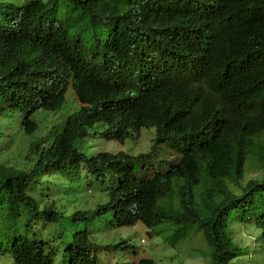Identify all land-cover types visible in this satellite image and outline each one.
Instances as JSON below:
<instances>
[{"label": "trees", "instance_id": "16d2710c", "mask_svg": "<svg viewBox=\"0 0 264 264\" xmlns=\"http://www.w3.org/2000/svg\"><path fill=\"white\" fill-rule=\"evenodd\" d=\"M32 1L25 0L22 5ZM92 1L37 0V5L41 6L37 11L30 5L22 7L14 2L18 8L0 2V100L4 110L22 111L21 127L26 134H31L36 125L29 119L30 114L37 109L58 111L64 103L68 78L83 105L67 117L51 141L40 140L31 145L26 159L34 158V162L29 170L20 172L2 165L6 180L0 177V183H6V190L11 195L4 198L0 192V245L9 240L5 227L11 231L13 217L20 205L34 200L30 192L44 184L43 177H62L67 172L78 176L84 169L115 186L135 168V158L124 153L101 152L88 156L80 151L89 135L88 129L93 125L91 120H108L118 138L124 135L127 122L135 124L132 132L153 127L155 134L149 151L153 152L168 146L165 139L172 133L189 142L202 141L203 134L216 122V117L208 114L237 112L240 107L236 103L246 97H258L256 111L264 108V0H184L187 8L174 0ZM19 11L23 13L22 19ZM13 13L17 22H13ZM63 17L75 26L74 30H70L72 25H67ZM221 22L225 24L222 28ZM182 26L183 37L174 43L176 36L169 38V33L174 35V28ZM84 37L86 46L77 42ZM142 39L151 41V44L149 50L142 47L140 57ZM131 40L133 44L126 42ZM184 42L196 52L184 53ZM223 51L239 57L236 68L227 69L229 60L226 55H220ZM213 58L215 64L198 78L213 90L209 87L201 93L189 90L172 96L178 103L205 99L204 103L188 110L169 104L165 96L169 93L151 75L163 67H175L177 71L187 73L194 70L192 62H197L196 68L200 62ZM144 59H150L149 63L145 64ZM180 62L184 64L180 65ZM146 67L149 68L144 69V73ZM172 78L179 81L176 75ZM134 93L139 96L136 98ZM98 95L105 97L102 100L105 110L88 113L89 103ZM118 109L124 112L123 117L116 115ZM233 115L235 120L230 124L219 121L205 143L224 133L227 138L232 132L254 136L257 127V136L245 144L247 152L239 153L238 158L244 162L250 157L259 163L263 172H257V176L247 179L245 184L244 178H236L234 187L245 191L252 189L248 201L240 206L237 218L241 222L256 224L264 237V205L258 207L264 202V196L257 197V187L264 192V122L248 123L236 113ZM101 136L107 141L114 140L108 132H102ZM240 148H244L241 140ZM194 153V149H189L188 157ZM183 169L171 176V188L157 194L154 193L156 188L168 185L169 178L155 179L147 183L148 188L142 185L145 183L126 179L112 195V201L124 208L118 219L126 226L140 221L151 229L150 236L162 234L165 238L170 232L178 233L181 227H195L203 233L211 248L209 264H231L243 249L221 236L230 230V225L222 221V217H217L215 206L220 208V205L213 204L208 198L200 201L177 198L176 191L192 180L191 171ZM227 192L230 194L236 190L229 186ZM226 211L224 208L221 214L226 215ZM228 212L234 214L232 208H228ZM16 243L20 245L16 250L19 264H48L53 260L54 250L49 240L36 248L33 241L23 236ZM76 248L83 249V246ZM35 256L39 259H34ZM68 257L64 248L62 258ZM91 261L88 254L79 264H90ZM142 264L152 262L144 260Z\"/></svg>", "mask_w": 264, "mask_h": 264}, {"label": "clouds", "instance_id": "9594fccd", "mask_svg": "<svg viewBox=\"0 0 264 264\" xmlns=\"http://www.w3.org/2000/svg\"><path fill=\"white\" fill-rule=\"evenodd\" d=\"M0 2L5 3L6 5H9L12 7L16 6L18 8H20L19 6L25 7L27 5H30L31 7L36 8L35 11H37L38 8L41 7V6L37 5V3H36L37 0H33L31 3L26 4V5H22V4L20 5L19 4V6L14 3V2L18 3V0H0ZM56 9H58V7H56L55 10ZM18 14H19L20 19H22V15H23L22 11H19ZM12 18H15L14 13H13ZM14 20L15 21H13V22H17L16 18ZM38 20L41 21V25H42V20L40 18ZM43 24H46V23L43 21ZM9 28H15V26L9 27ZM85 39L86 38L84 37L82 39L77 40V42H80L82 45L86 46L87 43L85 42ZM150 44H151V41H146L140 45V47H139L140 57H142V55H141L142 54V47H148V46H150ZM225 52H227V51H225ZM222 54L226 55L227 56L226 59L229 60V63L227 65L228 70L231 68H236L239 65L240 59L235 54H227V53H224V51L220 53V55H222ZM154 58L155 59L157 58L156 55H154ZM149 61H150V59H144L145 64L149 63ZM182 64H184V62H180V65H182ZM1 67L2 66H1V58H0V68ZM193 67L195 69V66H193ZM141 73H143V72H141ZM144 73H145V70H144ZM1 77H2V74H0V79H1ZM66 82H69L68 87H67V91H68L69 87L72 88V80L68 78V80ZM220 85H222L221 82H220ZM168 86H170V85H168ZM212 90H213V87H212ZM173 94H174V92L171 91V92H169V94L165 95L166 100L168 101L169 104H172L173 106L180 108L182 110H188V108H190L192 106L197 107L200 104L204 103V101H205V99H201L198 101L192 100L189 103H183V102L178 103L177 100L172 98ZM65 95H66V93H65ZM75 97H76V95H75ZM137 97L138 96H136V98ZM76 99H77V97H76ZM149 99H150V101H152V98L150 95H149ZM102 100H105V97L98 95L94 101L89 103L88 113H96L97 114V113H100L103 110H105V106H104ZM248 100L249 101H248V107L247 108L240 107V110H239L240 116L245 114L246 118H250L252 120L253 124H255V122L257 121V118H260V116H261V114H258V113H263L264 108L261 111H257V115H255L256 110L254 107L257 103V97L250 96ZM77 101H78V99H77ZM64 103H65V96H64ZM64 103H63V105H64ZM78 103L80 105V107H79V109H80L83 105L79 101H78ZM220 104H222V103H218V105H220ZM63 105H62V107H63ZM136 109H139V107H136ZM39 110H42V109L35 110L29 116V119L36 125V129L31 134L35 133L38 129V125L32 119V115ZM18 111L21 112V114H22V118L20 121V126H21V122L23 121V118H24V113L20 110H18ZM117 112L118 113H116V115L118 117L119 116L123 117L124 112L122 110L118 109ZM234 113L235 112L232 111V112L224 113L223 115H221V114H208V115H214L216 117V122H214L212 127L209 128L203 134L202 139H201L202 141L189 142L185 137L180 136V135L174 136L173 133L166 136L167 138L165 139V142L168 144V148L166 150L165 155L170 157L171 161L169 163H166L165 160L162 161L161 164H159L162 168L155 171V172H153V168L152 169H150V168L152 167L151 162L155 161L156 158L150 157L148 155V153H143V154H139V155H132V154L126 153V152H117V153H124L126 155H129V156L135 158V168L127 173L126 178H122V179L118 180V184L115 186H112L111 183L107 179H103L93 172H86L84 169H82L83 172L76 177H80V178L92 177V178H94L95 181L99 183L98 187H97L98 195H102L103 197L104 196L106 197V200L104 201V203L94 202L96 204L91 209H88L89 207L73 208L72 203H74V205H77V206L80 203L78 201L77 197H75L71 202L72 211L70 212L69 215L64 216V211H63L64 207L61 205L59 200H57V199L46 200V201H52V202L50 203V205L48 207L41 209L40 208L41 202H45V201L38 200L36 197L29 194L30 196L33 197L34 200L30 204L20 205L19 210L17 211V213L13 217L12 228H11L10 233L6 232V234L9 235V240L11 238L15 237L17 234H19L22 230H24L25 232H35L38 235L39 234L38 230L43 231L49 225H58V224H60L61 220L64 217H67L70 221V224H69L70 228H75L76 226L79 225L80 222H85L86 226L84 229L74 231L72 233L71 237L67 240L64 248L69 253L70 260H69V257L64 259L61 256V260H62L63 264H79V262L81 260H86V257H88V254L92 260L90 262V264H98L101 261H97V258L92 253L93 252V245H92V242L90 239L91 232H93L95 234V238H98L99 234L102 233L106 229H108V230H121L122 231L124 228H132L135 225L140 224L146 230L145 235H146L147 239H152L155 237V235H157V234H154L153 236H150L149 234L151 232V229L147 228L145 226V224H143L140 221L136 222L134 225L126 226L124 222H122L121 220L118 219V217H122V215L124 213V208L122 207V205L120 203L112 201V195L116 193L120 184L123 183L126 179H131V180H134L135 182H138V183H145L142 185H145L148 188L149 184H147V183H151L155 179L161 180L165 177L169 178V181H167L168 185H163V186H159L156 188L154 193L157 194V193L162 192L163 190H167V189L172 187L171 176L173 174L178 173L181 168L183 169L184 165H186V166L184 167V169L182 171L190 170L192 173V180L189 184L183 186L182 188H180L176 191L177 198L179 200L195 199L197 201H200L202 198H208L209 200H211V202H213V204L220 205V208H217L215 206L217 217L218 218L222 217L221 220L224 222H228L230 225L231 221L238 217V212H239L240 206L242 204H244L246 201H248V196L252 192V189L245 191L243 189H239V188L234 187V186H235V184H237L236 178L237 179H243L245 177V174H246V171L244 170L245 161L243 162V160L241 158H238V155L241 152H247L245 144L249 143L251 138L257 136V127H256V134L254 136L250 135V134L242 135V134H236V133L232 132V135L230 138H227L226 134L224 133L222 135H219L218 137H216V139L210 141L209 143H205V142H207L209 140V135L213 132L216 124L219 121L225 122L228 124H230L232 121H234L235 120V116L233 115ZM72 114H70V115H72ZM70 115H68L67 117H69ZM67 117L64 119V121L67 119ZM64 121L61 123V125L55 131V133L60 130ZM90 123L93 125H95V124L101 125L103 127L102 132L110 133L114 139L111 141H114L120 145H123L127 139L133 137L134 135L138 138L141 130H143V129H145L147 131H151L149 129H154L153 127L141 128L137 132H132V129H133L135 124L127 122L123 128V130H125L124 135L121 138H118L115 135V130H113V125L108 120H105L103 118H97V119L91 120ZM21 129H22V127H21ZM22 131H23V129H22ZM102 132H100V134H99V136L101 138H103L101 136ZM23 133L25 135H31V134H26L24 131H23ZM88 133H89V131H88ZM54 134L51 135L50 139H48L47 137H43V138H46L47 142L51 141ZM206 134L208 135L207 137L205 136ZM88 137H89V135H88ZM263 139H261L260 141H263ZM40 140H43V139L39 138L36 141L29 144L26 148L25 153L22 155V157L20 159H22L24 157L25 160H30L31 157L29 159H26V157L29 155L30 147L33 143L39 142ZM240 140L243 142L244 148H240ZM151 142H152V138H151ZM45 146H46V144H45ZM191 148L195 150V153H194V155L188 157L189 149H191ZM101 152H106V153H110V154H117V153H111L108 151H99L96 154L101 153ZM96 154H94V155H96ZM94 155H92V156H94ZM147 158H150L151 160L147 159ZM248 158L251 159L250 157H248ZM32 159H34V158H32ZM166 161H168V160L166 159ZM188 164H191L189 168L187 167ZM0 167L2 170V165ZM10 168H14V167H10ZM14 169H16V168H14ZM17 170H19V169H17ZM19 171L21 172V171H25V170H19ZM3 176H4V174H3ZM51 176H55L57 181H61V179L63 177L62 176V177L57 178L56 175H51ZM48 177H50V176H47V177L45 176V177H43V179L48 178ZM90 184H91V182H90ZM41 186H43L42 183L40 186H38V188H37L38 190L32 189V191L38 192L39 190H41L40 189ZM229 186L232 189L234 188V190H236V192L229 194L227 192V189ZM1 191L3 192L4 198H7L9 195H11L6 190V183L0 184V192ZM87 200L90 201V203L93 202L92 200L87 198V199H85V201H83V203L84 204L87 203ZM54 201H58L60 203L59 204L60 209H61L60 212H57L55 210V202ZM224 208H227L226 215L221 214V210H223ZM228 208H232V210L234 211V214L230 215L228 212ZM106 217H109V218L106 221H104V219ZM96 221L100 224V228L98 230H93L91 227V224L93 222H96ZM39 222L41 223L40 226H39ZM245 222H246L245 224L250 223L248 221H245ZM49 223H51V224H49ZM236 223L238 224V222H236ZM46 224H49V225L45 226ZM254 227L257 229L256 224H254ZM35 228H38V229H35ZM185 230H193L194 233L200 234L202 242L209 248V250L211 249L210 246L208 245V243L206 242L203 233L200 230H198L197 228L191 227V226L181 227L178 230V233H176V234L173 232H170L168 239L173 238L176 241L175 244L182 242L184 237L189 235L187 233H182V231H185ZM84 232L87 233V236L84 235ZM221 236H224L227 239L229 238L232 241V243L237 244L241 249H248V247L243 246V245L239 244L238 242H236L235 238L233 239V237L230 235V230L226 234L221 233ZM20 237L21 236H17L13 241L17 240ZM61 237H64V236H62L61 233L56 234V238H61ZM162 237H163V235H162ZM261 237H262L263 243H264V237L262 235H261ZM46 240H49L51 242V245H52L53 237L44 238L41 235L39 236V241L41 243L43 241H46ZM129 243H130V240H129ZM81 245L83 246V249L76 248L77 246H81ZM105 247L107 249H113L114 250L113 253L115 252L116 249L119 251L120 254L117 255L119 257V259L117 261H114V264H119L118 261L121 259H125L126 257L124 255L128 254L129 252L132 253L133 255L136 254V252H134L132 250L134 248V246L131 243H130V245L129 244L127 245V243L123 239H120L116 243L107 244ZM128 248H131V249H128ZM52 249L54 250V255H55V249L53 248V246H52ZM243 254H244V252L240 251L239 256H243ZM54 255H53V260H49L48 264H54ZM238 257L234 258L231 261L232 262L235 261L236 259H238ZM37 258L39 259V257L35 256L34 259H37ZM252 258H253V254H251L250 259H252ZM144 260H149L152 262V264H154L153 260L151 258L138 259V260H136V262H137V264H142V262ZM133 262H131V263H133ZM107 263H109V262H107ZM131 263H128V264H131Z\"/></svg>", "mask_w": 264, "mask_h": 264}, {"label": "rangeland", "instance_id": "374dc122", "mask_svg": "<svg viewBox=\"0 0 264 264\" xmlns=\"http://www.w3.org/2000/svg\"><path fill=\"white\" fill-rule=\"evenodd\" d=\"M25 0H18V4H22ZM67 25H72L69 21L66 20V17H63ZM75 26L72 25L70 30H74ZM80 105L75 97V94L71 87L65 95V103L63 107L57 111H45L39 110L32 115V119L38 125V129L35 133L31 135H25L21 129L20 121L22 114L19 111L7 112L4 110V105L0 100V166L14 167L19 170H29L32 167L34 159L25 160L22 155L25 153L26 148L29 144L41 138L47 141L46 138L50 139L51 135L59 128L64 119L76 112L79 109ZM103 127L99 124L93 125L89 128V137L83 142L80 151L84 152L88 156H92L99 151H108L111 153L117 152H126L132 155H139L143 153H148L152 158H156L155 161H152L153 172L161 169L159 165L162 161L165 160L166 163H169L170 157L166 154L168 146H163L156 149L153 152L150 151L151 138L155 134L154 129H145L141 130L139 137L135 135L125 141L123 145H120L114 141H106L99 136L102 132ZM150 159V158H147ZM166 159L168 161H166ZM151 160V159H150ZM244 170L246 171L244 182L249 178L257 176L263 172L262 169H259V163L251 159L245 160ZM0 177L3 180H6L3 176L1 167H0ZM57 178H59L57 176ZM91 182V184H90ZM43 188L38 192L31 191L30 194L36 197L38 200H43L41 202L40 208H46L50 205L52 200L57 199L64 207V216H67L72 211L71 202L77 197L80 202L77 205L72 203V207L82 208L89 207L88 209L93 208L97 203H104L106 197L98 195L97 187L98 182L95 181L92 177H76L72 173L67 172L63 175L61 181H57L55 176H50L43 179ZM1 184V183H0ZM89 193V194H88ZM264 192L260 187H257V197H263ZM90 199L93 202L87 200V203H83L85 199ZM55 202V210L60 212V203ZM264 202H260L258 207H262ZM259 213V212H257ZM109 217H106V221ZM238 222V224L236 223ZM241 222L238 218L233 219L230 223V235L235 238V241L239 244L248 247V249H243V256H239L238 259L233 261L231 264H264V243L261 237V231L254 227V223ZM51 224V223H49ZM46 224L45 226L49 225ZM70 221L67 217H64L60 224L58 225H49L45 230H38L39 234L33 236L30 232H25L22 230L16 236H29V239L38 238L40 235L44 238L53 237L52 245L55 249L54 255V264H63L61 260L62 250L66 245L67 240L71 237L72 233L76 230L84 229L86 224L85 222H80L75 228L69 227ZM41 223L39 222V226ZM93 230H98L100 224L96 221L91 224ZM5 232L10 233V230L5 227ZM61 233V238H56V234ZM166 231L163 232L165 234ZM182 233L189 234L185 236L183 241L176 243L173 238L162 237V234L155 235L152 239L146 238V230L140 224L135 225L132 228H124L121 230H104L99 234L98 238H95V234L91 232L90 239L93 245V255L97 258V261H101L98 264H114V261H117L119 257L117 256L119 251L116 249L113 253V249H107L105 246L107 244H112L118 242L120 239H123L127 245L130 243L134 246L132 249L136 252L135 255L132 253L125 254V259L119 260V264H137L136 260L142 258H151L154 264H209V248L202 242L201 236L198 233H194L193 230H185ZM14 238V237H13ZM13 238L8 240L6 243H3L0 246V254L2 259L0 260L1 264H12L11 261V244ZM130 240V243H129ZM10 249H7L9 248ZM131 249V248H128ZM114 254V255H113ZM253 254V258H251ZM109 262V263H107Z\"/></svg>", "mask_w": 264, "mask_h": 264}, {"label": "bare ground", "instance_id": "6f19581e", "mask_svg": "<svg viewBox=\"0 0 264 264\" xmlns=\"http://www.w3.org/2000/svg\"><path fill=\"white\" fill-rule=\"evenodd\" d=\"M174 2L179 3L183 7H185V5H187V4H185L184 0H174ZM97 3H98V1H97ZM96 5H95L94 8H96ZM98 6H99V4H98ZM187 7H189V6H186L185 8H187ZM225 17H226V15H225ZM219 22H220V20H219ZM223 22H224V20H223ZM221 23H220V25H221V28H222V26L225 25L224 24L225 22L222 23V24ZM182 28H183V26L174 28V30H175V34L174 35L169 33V38H173L174 36H176V39L173 41L174 43H176V42H178V41H180L182 39V37H183V29ZM193 28L195 30L197 29L194 26H193ZM127 29H129V27H127ZM144 33H146V31H144ZM221 33H222V31H220V34ZM164 36H166V35H164ZM142 40H143V42L147 41L145 39H142ZM156 40H159V39L157 38ZM126 42H128L129 44H133L134 43L133 40L126 41ZM222 42H223V40H222ZM206 44H208V43H206ZM182 48H183L184 53H186V54H188V53L189 54H194L196 52V50L194 48L188 47L185 42L183 43V47ZM146 50H149V47H147ZM210 59H211V57H210ZM215 60L216 59L213 58L212 60H208L207 59L205 62H200V66L196 67L190 73L189 72L184 73L183 71H177L175 69V67H172V68L171 67H163L162 70H158L154 74H151V75L154 77L155 82L162 84L164 86V88L167 90L168 93L173 91L174 92L173 96L184 94L186 91H189V90L201 93V92H205L209 87H212V86H208V85H205V84L199 82L198 78L202 75V73L207 68H209V67H211V66H213L215 64V63L213 64V62ZM195 63H197V62L195 61V62H192L191 64L196 66ZM189 65H188V67H189ZM147 68H149V67L143 68V70L147 69ZM150 72H152V71L150 70ZM174 75L178 76L179 81H175L172 78V76H174ZM119 76L120 75L115 76V79H117ZM168 85H170V86H168ZM131 86H134L133 83H131ZM134 95H135V97L139 96L138 93L137 94L134 93ZM255 97H257V96H255ZM248 99H249V97H246V98L238 101L236 103L237 107H245V108H247L248 107ZM257 99H258V97H257ZM263 101H264V98H263ZM263 107H264V105H263ZM233 109L235 110L234 107H233ZM235 113L240 116V111H237ZM258 114H261V116H260V118H257L256 122H258V121H263L264 122V111H263V113H258ZM255 115H257V111H255ZM240 117L243 118L245 120V122L253 123L250 118H246L245 114L240 116ZM152 138H153V136H152ZM35 229H38V228H35ZM30 233L33 236H37V234L35 232H30ZM29 236H23V237L29 239L28 238ZM14 239L15 238H13V240ZM29 240L33 241L34 248L38 247V245L41 244V242L39 241V237L38 238H34V239H29ZM0 246H2V245H0ZM19 247H20V245L18 243H16V240L12 241V244H11V261H12V264H19L18 252H16V250H18ZM7 249H10V246Z\"/></svg>", "mask_w": 264, "mask_h": 264}]
</instances>
